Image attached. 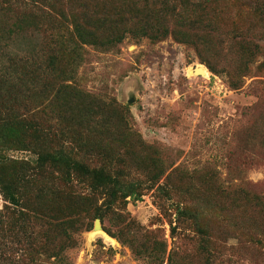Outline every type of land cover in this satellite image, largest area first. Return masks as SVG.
<instances>
[{
  "label": "trees",
  "instance_id": "16d2710c",
  "mask_svg": "<svg viewBox=\"0 0 264 264\" xmlns=\"http://www.w3.org/2000/svg\"><path fill=\"white\" fill-rule=\"evenodd\" d=\"M128 37L190 46L239 90L264 57V0H0V264H71L96 219L148 264H264V189L232 171L224 186L211 168H173L126 106L77 86L86 46L114 52ZM244 116L245 146L225 165L264 170V101ZM149 192L172 238L181 226L197 234L191 250L168 252L160 229L130 219L129 203Z\"/></svg>",
  "mask_w": 264,
  "mask_h": 264
},
{
  "label": "rangeland",
  "instance_id": "374dc122",
  "mask_svg": "<svg viewBox=\"0 0 264 264\" xmlns=\"http://www.w3.org/2000/svg\"><path fill=\"white\" fill-rule=\"evenodd\" d=\"M261 44L264 46V42ZM11 50L13 54H24L23 44ZM263 61V56L258 57L251 65V74L244 77L242 88L232 90L225 76L208 71L192 47L171 38L152 43L147 38L128 37L114 52L86 46L78 65L76 84L107 103L115 99L126 106L131 127L144 141L159 146L168 162H173V168L180 165L190 172L211 168L219 173L224 186L228 184V171H232L240 176L235 181V176L230 175L231 180L245 179L262 190V167L247 169L238 166L239 160L232 162V169L225 164L228 153L241 152L245 146L242 132L249 120L244 116L245 111L261 99L264 101V68L262 74L257 70ZM199 67L205 68V76L193 72ZM130 99H134L132 104H128ZM4 154L16 160L36 159L30 152L6 151ZM5 205L0 195V211ZM127 213L137 225L149 230L160 229L168 252L174 246L193 248L197 234L181 226L172 238L168 222L153 202L152 192L136 203L130 202ZM101 225L103 229L110 227L108 221ZM93 226L76 236L79 245L67 252L69 263L148 264L107 233L91 234ZM234 244V239L227 242L228 246Z\"/></svg>",
  "mask_w": 264,
  "mask_h": 264
},
{
  "label": "water",
  "instance_id": "95a60500",
  "mask_svg": "<svg viewBox=\"0 0 264 264\" xmlns=\"http://www.w3.org/2000/svg\"><path fill=\"white\" fill-rule=\"evenodd\" d=\"M196 70H197V69H196ZM196 70H194L193 72L195 73ZM133 102H134V99H130V100L128 101V104H132ZM97 232L104 233V234L106 233V232L104 231V229H103V227H102L101 222H100L99 219L95 220V222H94V226H93V230H92L91 234H92V233H97Z\"/></svg>",
  "mask_w": 264,
  "mask_h": 264
},
{
  "label": "bare ground",
  "instance_id": "6f19581e",
  "mask_svg": "<svg viewBox=\"0 0 264 264\" xmlns=\"http://www.w3.org/2000/svg\"><path fill=\"white\" fill-rule=\"evenodd\" d=\"M195 73H196V74H199V75H201V76H205V75H206L205 68H202V67L197 68V70H196Z\"/></svg>",
  "mask_w": 264,
  "mask_h": 264
}]
</instances>
